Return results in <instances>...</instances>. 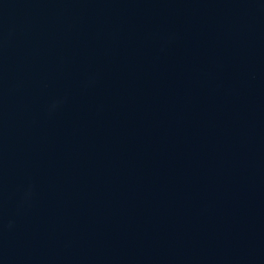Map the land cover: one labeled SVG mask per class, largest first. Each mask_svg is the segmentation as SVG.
<instances>
[{
  "label": "water",
  "instance_id": "95a60500",
  "mask_svg": "<svg viewBox=\"0 0 264 264\" xmlns=\"http://www.w3.org/2000/svg\"><path fill=\"white\" fill-rule=\"evenodd\" d=\"M0 264H264V0H0Z\"/></svg>",
  "mask_w": 264,
  "mask_h": 264
}]
</instances>
